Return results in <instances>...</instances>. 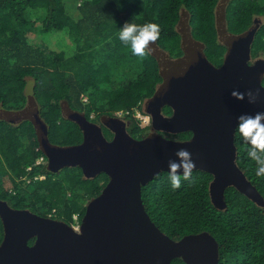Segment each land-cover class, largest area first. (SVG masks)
Masks as SVG:
<instances>
[{
	"label": "trees",
	"instance_id": "obj_1",
	"mask_svg": "<svg viewBox=\"0 0 264 264\" xmlns=\"http://www.w3.org/2000/svg\"><path fill=\"white\" fill-rule=\"evenodd\" d=\"M219 2L0 0V110H24L33 97L47 125L49 139L60 146L76 145L84 138L79 125L64 116V101L84 112L87 118L92 114L99 118L120 112L136 137L149 131L150 126H158L167 132L161 134L178 140L200 135L202 129L194 133L181 125L184 111L196 105L216 106L220 111L229 108L230 102L221 98L219 103L206 104L190 98L184 104L180 97L184 93L177 86L196 63L203 62V78L211 81L214 73L205 66L219 70L226 62L227 46L219 40ZM226 3L223 19L228 33L239 36L255 27L248 64L251 60L250 66L261 62L260 87L264 88V0ZM186 16L185 27L200 41L198 46L184 45L180 21ZM130 21L160 26V38L152 45L151 55L134 56L130 46L120 41L119 31ZM38 22L44 31L60 34L66 46L54 48L32 42L22 29ZM122 63L129 67H121ZM165 70L169 71L167 78L163 75ZM215 83L219 85L214 81L212 89ZM153 96H159L164 102L162 106L172 110L171 117H165L170 119L167 124L155 125L159 112L146 108L148 100L157 107ZM169 102L176 103V108L170 107ZM137 111L150 116L148 126L142 127L135 116ZM215 122L213 116L202 126ZM105 134H110L108 129ZM234 143L238 166L264 197V176H257V165L247 154L249 145L237 131ZM40 157L44 160L37 164ZM212 180L211 172L196 168L190 180L182 179V186L173 190L168 171H162L143 186L142 198L152 220L173 239L202 231L211 233L219 243L217 264H264V206L230 186L225 191L227 206L219 208L211 198ZM108 181L104 172L92 177L80 166L55 170L41 148L33 123L28 119H7L0 112V199L7 200L11 207L29 209L70 224L74 222L73 215L78 214L82 224L87 203L101 193ZM3 237L0 218V243ZM172 264L186 263L177 258Z\"/></svg>",
	"mask_w": 264,
	"mask_h": 264
},
{
	"label": "water",
	"instance_id": "obj_2",
	"mask_svg": "<svg viewBox=\"0 0 264 264\" xmlns=\"http://www.w3.org/2000/svg\"><path fill=\"white\" fill-rule=\"evenodd\" d=\"M254 32L255 27L239 36L225 33L231 48L223 67L216 70L205 66L214 73L211 81L203 78V62L190 66L185 73L186 79L177 86L185 95L180 94L181 103H189L190 98L200 101L202 88L214 81L229 90L250 89L252 83L261 88V62L257 61L253 66L248 64ZM188 33L185 27L184 45H189L187 40L191 35ZM33 99H29L24 110H2V113L9 112L15 121L28 119L33 123L41 148L55 170L80 166L92 177L104 172L109 181L101 193L87 203L80 231L65 221L29 209L13 208L7 200L0 199L4 230L0 264H172L177 258L186 264H217L219 243L211 233L202 231L173 239L152 220L142 198L143 186L156 174L169 171L168 161L177 159L175 152L180 148L192 153L196 168L213 174L210 194L216 206H227L225 191L230 186L264 206L263 195L236 161L234 124L237 120L226 126L224 118L227 116L220 113L219 107L199 108L202 106L196 105L185 110L181 125L195 133L207 129L205 133L186 140L168 138L159 133L136 139L129 134L123 118L104 114L102 124L114 132V136L108 139L99 124L64 101V116L79 125L84 138L79 144L60 146L49 139L47 125ZM209 103L208 99L206 104ZM213 116L216 119L214 124L202 126L203 121Z\"/></svg>",
	"mask_w": 264,
	"mask_h": 264
},
{
	"label": "clouds",
	"instance_id": "obj_3",
	"mask_svg": "<svg viewBox=\"0 0 264 264\" xmlns=\"http://www.w3.org/2000/svg\"><path fill=\"white\" fill-rule=\"evenodd\" d=\"M160 32V26L156 23L150 22L140 25L130 21L125 22L120 29L119 39L124 45L130 46L134 56L144 58L152 54V45L160 38ZM231 95L240 101L245 100L247 97L248 103L256 104L261 92L260 89L255 91L249 89L246 92L233 90ZM148 119H150V116L145 118V122ZM236 131L243 142L249 145L247 154L257 165V176H264V112L239 115ZM175 156L177 159L168 161V177L173 190L182 186V179L184 181L190 180L193 171L196 169V163L189 150L180 148L175 152Z\"/></svg>",
	"mask_w": 264,
	"mask_h": 264
},
{
	"label": "flooded vegetation",
	"instance_id": "obj_4",
	"mask_svg": "<svg viewBox=\"0 0 264 264\" xmlns=\"http://www.w3.org/2000/svg\"><path fill=\"white\" fill-rule=\"evenodd\" d=\"M226 5H227L226 0H220L218 7H217L218 8L217 9L218 24H219L220 29H221L220 33H219V40L223 41V43L227 46V51H226L225 55L228 54L229 49L231 48V43L229 44V42L227 41V35H225V33H228V28L226 27L227 29L226 28L224 29L225 21L223 19V13H224V10L226 8ZM186 23H187V16H186L185 20L180 21V31H181L182 35L185 33V24ZM222 28H223V30H222ZM188 35L190 36V33H188ZM186 37H187V35H183V38H186ZM187 42H189V44H191V46H198L201 44L200 41H197L192 36H190V39H188ZM251 44H252V42H251ZM225 55H224V57H225ZM249 64L252 65L253 61L251 60L249 62ZM256 89H258V87L254 86V84L252 83L250 90L255 91ZM234 90L239 91V89H237V88ZM247 90H249V88L242 89V90H240V92H246ZM232 91L233 90H229L228 87L224 86L221 83H219V85L217 83H215L214 89H212V84H210L208 87H206L200 91L202 94V98L200 99V101H204L206 103V102H208V99H209L210 100L209 104H212L213 102L219 103L218 102L219 99L224 98V99H226V101L230 102V103H228L229 104L228 109H226V108L220 109L221 110L220 113L224 116H227L224 118L226 126L232 125L234 123V121L237 120V117L241 114H245V113L255 114L256 112H264V91H262L261 89H260L261 95H260V98L258 99L256 104L248 103L247 97L243 101L235 99L231 95ZM157 97L158 96H153V100L156 102L157 107L154 105V102H151L149 100L145 102V105H146L147 109L150 108L152 111H155V112L158 111L159 112L158 116L155 119L156 124H155V121H154V124L155 125H159V124L164 125L166 122L170 121L169 118H165V117H171L170 114H171L172 110L168 107H165L167 105L162 106L164 104V102L162 100L159 102L156 101ZM75 110H77V109H75ZM118 116H120L121 118H123L126 121L127 130H128V122L123 117V114H120V112H119ZM89 118L92 122L99 124L102 128L103 133L105 134V129H108V128L102 124V115L98 118V115L92 114L91 116H89ZM149 124H150V122H149ZM216 124L218 125V122ZM234 126H235V131H236L237 123L234 124ZM142 127H144V126L142 125ZM150 127L151 128L149 129V131L144 132V133L140 134L139 136L137 135V137L135 135L131 134L132 132H130L129 130H128V132L131 136L135 137L136 139H142V138L146 137L149 133H159V134L167 133L165 131H162L158 126H156V127L150 126ZM108 131L110 134L107 135L108 136L107 138L111 139L114 136V132H112L110 129H108ZM235 131H234V134H235ZM205 132H206L205 129H202L200 131V133H205ZM161 135H163V134H161ZM105 136H106V134H105ZM163 136L170 138L169 136H166V135H163ZM191 138H189V139H191ZM174 139H176V138H174Z\"/></svg>",
	"mask_w": 264,
	"mask_h": 264
},
{
	"label": "rangeland",
	"instance_id": "obj_5",
	"mask_svg": "<svg viewBox=\"0 0 264 264\" xmlns=\"http://www.w3.org/2000/svg\"><path fill=\"white\" fill-rule=\"evenodd\" d=\"M22 30L26 31V34H27V36L29 35V38L31 39V41L34 43H37V44L45 43L48 46L54 47V48H57V47L62 48V47H65L67 44L64 39L59 38L60 34H58L57 32L53 33L52 31H44L43 26L40 22L36 23L34 26L31 23L29 26L24 27ZM121 67L128 68L129 66L126 63H122ZM111 68L114 70V69H116V66L112 65ZM163 75L167 78L169 76V71L168 70L163 71ZM156 101H158V102L161 101L159 96L156 98ZM169 106L176 108V103L169 102ZM0 112L2 113L1 110H0ZM2 114L7 119H12V117L8 115L9 112H3ZM143 115H145V114H143ZM148 121L150 122V119H148ZM148 125H149V123H148ZM5 186H7L8 188H11L10 183H6Z\"/></svg>",
	"mask_w": 264,
	"mask_h": 264
},
{
	"label": "built area",
	"instance_id": "obj_6",
	"mask_svg": "<svg viewBox=\"0 0 264 264\" xmlns=\"http://www.w3.org/2000/svg\"><path fill=\"white\" fill-rule=\"evenodd\" d=\"M120 114H121V113H120ZM135 116H136V118H138V119L140 120L141 125H143V126H147V125H148L149 121L147 120V122H145V118L148 117V116L143 115L140 111H137L136 114H135ZM43 160H44V158H43V157H40V158L37 160V164L42 163ZM73 218H74V222H73L71 225H72V227H73L75 230L79 231L80 228H81V223H80V221H79L78 214L73 215Z\"/></svg>",
	"mask_w": 264,
	"mask_h": 264
}]
</instances>
